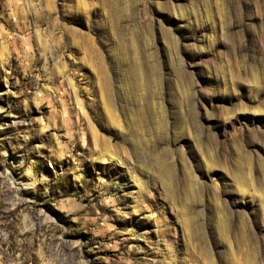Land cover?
<instances>
[{
    "label": "rangeland",
    "instance_id": "1",
    "mask_svg": "<svg viewBox=\"0 0 264 264\" xmlns=\"http://www.w3.org/2000/svg\"><path fill=\"white\" fill-rule=\"evenodd\" d=\"M0 264H264V0H0Z\"/></svg>",
    "mask_w": 264,
    "mask_h": 264
},
{
    "label": "bare ground",
    "instance_id": "2",
    "mask_svg": "<svg viewBox=\"0 0 264 264\" xmlns=\"http://www.w3.org/2000/svg\"><path fill=\"white\" fill-rule=\"evenodd\" d=\"M95 138V137H94ZM96 141H95V139H94V143H95ZM106 146V145H105ZM60 152V151H59ZM59 156H61V155H59ZM101 160H104V159H106V160H113V159H115L116 161H119L120 160V158L119 157H117L116 155H112V154H109V153H106V154H101V156L99 157ZM12 164V163H11ZM28 180H30L29 178H27V181ZM20 184L21 185H23L24 186V188L28 185L27 183H26V179H24V178H22L21 180H20ZM21 185H18L19 187L21 186Z\"/></svg>",
    "mask_w": 264,
    "mask_h": 264
}]
</instances>
